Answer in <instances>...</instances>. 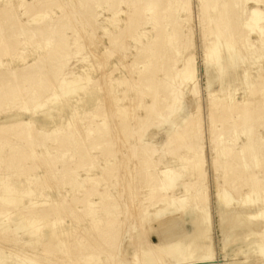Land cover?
Wrapping results in <instances>:
<instances>
[{
  "label": "rangeland",
  "instance_id": "1",
  "mask_svg": "<svg viewBox=\"0 0 264 264\" xmlns=\"http://www.w3.org/2000/svg\"><path fill=\"white\" fill-rule=\"evenodd\" d=\"M19 124L44 138L2 133L0 264H177L150 250L199 238L264 264V0H0Z\"/></svg>",
  "mask_w": 264,
  "mask_h": 264
},
{
  "label": "bare ground",
  "instance_id": "2",
  "mask_svg": "<svg viewBox=\"0 0 264 264\" xmlns=\"http://www.w3.org/2000/svg\"><path fill=\"white\" fill-rule=\"evenodd\" d=\"M188 1V0H187ZM65 2V1H64ZM127 2V1H126ZM238 4H240V3H238ZM201 6V5H200ZM226 6V5H225ZM187 8V7H186ZM73 12V11H72ZM75 12V11H74ZM251 16L252 15H254V17L253 18H255V15L257 16V15H259L260 13L258 12V9H255V10H253V11H251ZM76 14V13H75ZM76 15H78V13L76 14ZM73 17H75V16H73ZM72 17V18H73ZM78 17V16H77ZM210 17V16H209ZM259 17V16H258ZM258 17H256V20H257V18ZM78 18H80V17H78ZM210 18H212V17H210ZM16 19H17V17H16ZM82 19V18H81ZM18 20V19H17ZM73 20V19H72ZM213 20H215V19H213ZM85 21V20H84ZM210 22V21H209ZM83 23V22H82ZM211 23V22H210ZM215 22H213L212 24L213 25H215L214 24ZM76 24V23H75ZM211 24V25H212ZM83 25H85V27L84 28H86V24H84L83 23ZM212 25V26H213ZM82 26V25H81ZM81 28V27H80ZM83 28V29H84ZM88 28V27H87ZM78 29H79V27H78ZM31 32H33V31H35V30H30ZM81 31V30H80ZM92 32V31H91ZM35 33V32H34ZM31 34H33V33H31ZM91 34V33H90ZM92 35H94V34H92ZM34 36V35H33ZM24 39V38H23ZM237 54V53H236ZM45 60H46V55H43L42 57H40V59H39V61H36V62H34L33 63V66L34 67H36V68H42V66L44 65V63H45ZM5 75L7 76V80L8 79H11V80H13L14 79V81L16 80V78H18L17 77V70H15V69H10L8 72H6L5 73ZM196 75V74H195ZM194 76V75H193ZM195 77V76H194ZM130 79V78H129ZM50 82V81H49ZM17 83V82H16ZM52 86V85H51ZM52 88V87H51ZM255 90V89H254ZM20 92H22L21 90H20ZM253 93V92H252ZM23 95V94H22ZM21 95V96H22ZM250 102V101H249ZM253 103V102H252ZM255 103V102H254ZM249 104V103H248ZM252 105V104H251ZM248 107H250V106H248ZM242 108H243V117L246 119V121L248 120V118L250 117L249 116V114H248V111L245 109V108H247L246 107V105H243L242 106ZM248 109V108H247ZM250 109V108H249ZM130 116V115H129ZM135 127V126H134ZM251 129H252V127H250V129L248 130L247 128L245 129L244 128V131L246 130L247 131V143H246V145H244L243 146V148H242V150H244V151H246V150H248L250 153H252L253 151H254V149L252 148L253 146H252V133H251ZM8 132V133H12L13 135H18L19 137H22L23 139H25V138H28V137H25L24 138V136H31V137H33V135L34 136H36V137H39L40 138V135H42L41 133H39V132H37L31 125H24V127L22 128L21 127V130L19 131V132H14V131H11V130H9L8 128H3V127H0V135H2V133L3 132ZM15 136V137H16ZM5 137V135H2V136H0V139H3ZM35 137V138H36ZM41 137H43L44 138V136L42 135ZM178 137H179V135H178ZM34 138V137H33ZM35 138H34V141L35 142H38V141H36L35 140ZM20 140H21V138H19ZM28 140H29V138H28ZM28 140H25V141H28ZM42 140V139H41ZM32 141H33V139H32ZM33 141V142H34ZM44 141V140H43ZM214 141V140H213ZM29 142V141H28ZM33 142H31V143H33ZM41 142V141H40ZM40 144H42V143H40ZM33 146H34V144H32ZM37 145V144H36ZM39 145V144H38ZM134 145V144H133ZM132 145V146H133ZM30 146H31V144H30ZM32 147V146H31ZM134 148H138L137 147V145H136V143H135V146H133ZM137 150V149H136ZM36 154V153H35ZM34 154V155H35ZM33 155V156H34ZM194 157H197V156H194ZM199 158H200V156H198ZM199 158H197V161H198V163H199ZM196 159V158H195ZM201 159V158H200ZM192 162H193V160H191ZM197 161H195V162H197ZM189 162H190V160H189ZM191 162V163H192ZM201 162V161H200ZM191 163H189V164H191ZM197 163V164H198ZM195 164V163H194ZM201 164H203V163H201ZM201 164H199V167H201L202 165ZM191 165H193V163L191 164ZM196 165V164H195ZM194 168V167H193ZM198 169V171H199V168H197ZM201 171V170H200ZM131 179V178H130ZM252 182V181H251ZM256 182H258V181H256ZM223 184V183H222ZM252 184H254V183H252ZM251 184V185H252ZM257 183H255L254 184V186L256 185ZM262 184V183H261ZM250 185V186H251ZM257 185H259V183L257 184ZM253 186V187H254ZM260 186V185H259ZM260 187H262V186H260ZM260 187H257V188H260ZM251 188H252V186H251ZM256 187L255 188H253V189H257ZM261 189V188H260ZM259 190V189H258ZM251 191V190H250ZM257 191V190H256ZM255 191V192H256ZM251 192H254V191H251ZM198 195V194H197ZM196 196V195H195ZM198 196H200V195H198ZM198 196H196V197H198ZM205 202V201H204ZM59 204L58 203H55L52 207L54 208V207H57ZM125 205V204H124ZM125 207V206H124ZM263 212V209H261V213ZM131 213V212H130ZM260 213V214H261ZM264 213V212H263ZM262 216H263V214H261ZM259 216V215H258ZM258 216H256V217H252V219L255 221V220H257V221H259L258 220ZM203 217V216H202ZM208 217V216H207ZM133 218V217H132ZM198 218V217H197ZM204 218H205V216H204ZM204 218H202L203 220H205ZM209 218V217H208ZM207 218V219H208ZM264 218V217H263ZM135 219H137V218H135ZM134 219V220H135ZM201 219V218H200ZM133 220V219H132ZM196 220V219H195ZM261 220V219H260ZM264 220V219H263ZM137 221V220H136ZM199 221V220H198ZM206 221V220H205ZM208 221V220H207ZM209 221H210V219H209ZM195 223H197V222H195ZM208 223V222H207ZM210 223V222H209ZM259 223H261L260 221H259ZM204 224H205V222H204ZM210 225V224H209ZM259 225V224H258ZM262 225H263V223H262ZM139 226V225H138ZM195 226V225H194ZM260 226H261V224H260ZM264 226V225H263ZM208 227V226H207ZM207 227H205V228H207ZM259 227V226H258ZM195 228V231H194V233L192 234L193 236H200L201 238H205V236L206 235H204L205 233H208V230H206L207 232H205L204 233V230H205V228H204V226L202 227L201 226V224L200 225H198V223L196 224V226L194 227ZM209 228V227H208ZM260 228V227H259ZM262 228V227H261ZM259 230V229H258ZM262 230V229H261ZM204 233V234H203ZM2 234H4V233H2ZM2 234H0V237H3L2 239H6V237H4ZM202 234H203V236L204 237H202ZM16 235V234H15ZM208 235V234H207ZM6 236V235H5ZM14 236V235H13ZM191 236V235H190ZM10 237H12V236H10ZM16 237V236H15ZM17 238V237H16ZM19 238V237H18ZM206 238H207V236H206ZM1 239V238H0ZM8 239H10V240H8ZM8 239H6V241L7 242H9L10 244H12L13 242H15L14 244H15V246L19 243L18 242V240H20V239H13L12 238V240H11V238H9L8 237ZM188 239V238H187ZM195 239V238H194ZM200 239V238H199ZM198 239V240H199ZM209 239V238H208ZM195 240H197V239H195ZM195 240H193V241H190V242H187L186 240V242L184 241V239L182 240V239H179V240H177V242L175 243H172L171 245H159V246H157V247H154L155 249L154 250H150L151 251V253L152 254H158V255H160V256H163V257H168L169 255H172V256H174V257H176L175 255H177L178 257H180V258H178V259H176V263L177 264H211V261L213 260H211V258H212V254H211V252H210V247H212V246H210L211 244L209 243V245H197V243L198 242H202V241H198V242H196V243H193ZM11 241V242H10ZM25 243V244H24ZM31 243V242H30ZM203 243V242H202ZM32 244V243H31ZM199 244V243H198ZM26 245H29V244H27V242H22V243H20V245L17 247V252H20L21 253V250L22 249H24V247H25V249H27V246ZM35 246H36V244H34ZM44 246H47L46 244H44ZM43 246V247H44ZM183 246H184V248H185V250H191V248L194 250H196V252L197 251H200L199 252V255H197V256H193L192 255V252H189V253H186L187 251H184V248H183ZM32 247V246H31ZM31 247H30V249H31ZM29 248V247H28ZM150 248V247H149ZM13 250H15L14 248H13ZM24 251V250H23ZM25 251H28V250H25ZM32 251V250H31ZM30 251V252H31ZM195 252V253H196ZM150 253V252H149ZM198 253V252H197ZM213 253V252H212ZM108 255V254H107ZM114 256V255H113ZM137 256V255H136ZM264 256V255H263ZM112 257V256H111ZM170 257V256H169ZM214 257V256H213ZM115 258V257H114ZM137 258V257H136ZM211 260V261H210ZM60 261V260H59ZM175 261V260H174ZM81 263V262H80ZM61 264H62V262H61ZM134 264H136V263H134Z\"/></svg>",
  "mask_w": 264,
  "mask_h": 264
},
{
  "label": "crops",
  "instance_id": "3",
  "mask_svg": "<svg viewBox=\"0 0 264 264\" xmlns=\"http://www.w3.org/2000/svg\"><path fill=\"white\" fill-rule=\"evenodd\" d=\"M22 126H24V124H23V125H20V124H19V125L10 126V127H4V126H0V127L8 128L9 130L14 131V132H16V131L19 132V131L21 130V127H22ZM54 204H55V203H53V204L51 203L52 206H53ZM51 205H50V206H51Z\"/></svg>",
  "mask_w": 264,
  "mask_h": 264
}]
</instances>
